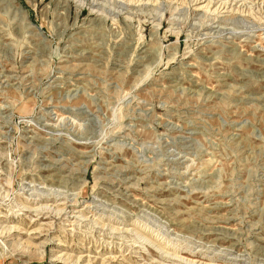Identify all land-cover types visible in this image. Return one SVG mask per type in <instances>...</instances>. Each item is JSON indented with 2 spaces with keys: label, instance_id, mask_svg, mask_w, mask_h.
<instances>
[{
  "label": "rangeland",
  "instance_id": "1",
  "mask_svg": "<svg viewBox=\"0 0 264 264\" xmlns=\"http://www.w3.org/2000/svg\"><path fill=\"white\" fill-rule=\"evenodd\" d=\"M0 264H264V0H0Z\"/></svg>",
  "mask_w": 264,
  "mask_h": 264
},
{
  "label": "bare ground",
  "instance_id": "2",
  "mask_svg": "<svg viewBox=\"0 0 264 264\" xmlns=\"http://www.w3.org/2000/svg\"><path fill=\"white\" fill-rule=\"evenodd\" d=\"M40 213H41V212H40ZM26 246H27V247H32V246H33V247H36V246H34L33 244H31L30 242H28V241L26 242Z\"/></svg>",
  "mask_w": 264,
  "mask_h": 264
}]
</instances>
